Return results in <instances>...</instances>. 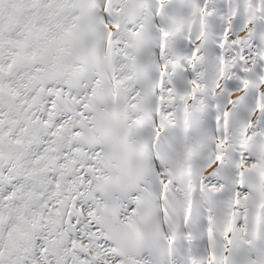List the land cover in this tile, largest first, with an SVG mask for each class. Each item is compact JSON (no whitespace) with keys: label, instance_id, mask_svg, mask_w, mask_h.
Wrapping results in <instances>:
<instances>
[{"label":"snow or ice","instance_id":"obj_1","mask_svg":"<svg viewBox=\"0 0 264 264\" xmlns=\"http://www.w3.org/2000/svg\"><path fill=\"white\" fill-rule=\"evenodd\" d=\"M0 264H264V0H0Z\"/></svg>","mask_w":264,"mask_h":264}]
</instances>
